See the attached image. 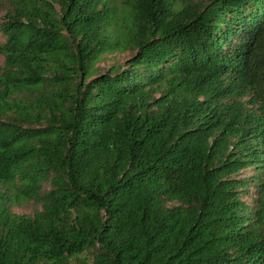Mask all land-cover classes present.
<instances>
[{"label": "trees", "instance_id": "1", "mask_svg": "<svg viewBox=\"0 0 264 264\" xmlns=\"http://www.w3.org/2000/svg\"><path fill=\"white\" fill-rule=\"evenodd\" d=\"M4 5L0 264H264V0Z\"/></svg>", "mask_w": 264, "mask_h": 264}, {"label": "rangeland", "instance_id": "2", "mask_svg": "<svg viewBox=\"0 0 264 264\" xmlns=\"http://www.w3.org/2000/svg\"><path fill=\"white\" fill-rule=\"evenodd\" d=\"M6 5H4V0H0V18L1 20H3L4 18V13H5V8ZM3 41V37L0 33V42ZM128 57V53H113V54H108L106 55V58L103 59L100 62V65L107 68L112 62H114L115 60L118 62H123L126 58ZM2 56L0 54V64L2 63ZM256 170L253 168H247L244 169L242 171H240V173L238 174L239 178H248L250 176H252L253 174H255ZM248 191L244 192L242 195L243 200H245L247 203H249L250 205H255L256 204V199L258 197V193L257 190L255 188V185L253 183H249L248 185ZM39 206L35 204V202H33L32 200H28V201H21L19 203H16L14 205H12L11 210L15 213H19V214H31L35 208H38Z\"/></svg>", "mask_w": 264, "mask_h": 264}]
</instances>
